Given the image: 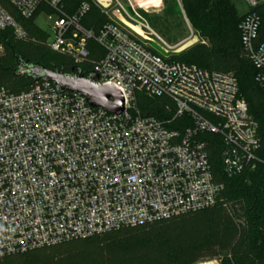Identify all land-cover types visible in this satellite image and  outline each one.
<instances>
[{"label": "built area", "instance_id": "1", "mask_svg": "<svg viewBox=\"0 0 264 264\" xmlns=\"http://www.w3.org/2000/svg\"><path fill=\"white\" fill-rule=\"evenodd\" d=\"M7 1L20 18L32 17L43 3L52 8L45 13L56 16L47 43L76 64L88 59L89 42H97L105 55L92 72L101 85L118 89L124 110L92 107L52 82L36 81L20 93L0 89V257L214 206L223 185L214 178L207 134L221 138L228 177L264 164L260 126L235 75L171 59L185 45L165 42L119 0L108 6L93 0L111 20L97 34L81 24L88 3L68 14L63 0ZM245 1L250 11L240 26L242 44L264 91L257 12L264 0ZM7 29L26 36L0 2V30ZM139 93L172 100V117L142 113Z\"/></svg>", "mask_w": 264, "mask_h": 264}, {"label": "trees", "instance_id": "2", "mask_svg": "<svg viewBox=\"0 0 264 264\" xmlns=\"http://www.w3.org/2000/svg\"><path fill=\"white\" fill-rule=\"evenodd\" d=\"M0 2L26 33L24 38H18L12 29L0 30V89L20 93L36 83L25 74H17L20 63L67 73L78 69L88 76L96 61L105 55L103 48L91 40L88 59L76 64L49 47L48 33L37 24L42 13L54 12L52 8L43 3L32 17L20 18L7 0ZM179 2L200 41L171 54V59L235 75L239 96L259 123L260 155L264 159V91L255 80L257 71L243 48L240 26L245 15L237 13L231 0ZM83 3L90 4V9L81 24L97 34L111 20L93 0H63L62 9L73 14ZM257 12L264 36V8H257ZM137 103L142 113L158 118H170L175 111V103L169 98L139 93ZM207 142L215 181L223 185L214 206L7 255L0 257V264H201L214 260L218 264H264V164L228 177L223 169L220 136L207 134Z\"/></svg>", "mask_w": 264, "mask_h": 264}, {"label": "rangeland", "instance_id": "3", "mask_svg": "<svg viewBox=\"0 0 264 264\" xmlns=\"http://www.w3.org/2000/svg\"><path fill=\"white\" fill-rule=\"evenodd\" d=\"M119 1L130 15L148 23L151 29L170 45H187L194 35L191 36V29L179 0H133L136 13L139 16L132 12L129 0ZM231 2L240 16H244L250 11V5L245 0H231ZM55 18L56 16H53L52 19H49L45 13L37 18V24L48 33L49 37H51V25ZM208 262L218 264V261L215 260Z\"/></svg>", "mask_w": 264, "mask_h": 264}, {"label": "water", "instance_id": "4", "mask_svg": "<svg viewBox=\"0 0 264 264\" xmlns=\"http://www.w3.org/2000/svg\"><path fill=\"white\" fill-rule=\"evenodd\" d=\"M96 1L102 6H108L110 3V0ZM199 41L198 35H193L180 51ZM17 74H25L35 81L52 82L59 91L82 95L92 107H103L110 113H121L124 110V100L118 89L112 85H101L98 74L94 72L84 76L78 69L67 73L58 68L48 69L39 64L24 62L18 65Z\"/></svg>", "mask_w": 264, "mask_h": 264}, {"label": "bare ground", "instance_id": "5", "mask_svg": "<svg viewBox=\"0 0 264 264\" xmlns=\"http://www.w3.org/2000/svg\"><path fill=\"white\" fill-rule=\"evenodd\" d=\"M133 27H134L135 30H137V31H141V30L139 29V27H137V26H133ZM204 264H213V262H205Z\"/></svg>", "mask_w": 264, "mask_h": 264}]
</instances>
